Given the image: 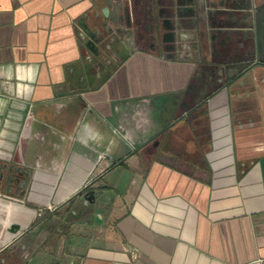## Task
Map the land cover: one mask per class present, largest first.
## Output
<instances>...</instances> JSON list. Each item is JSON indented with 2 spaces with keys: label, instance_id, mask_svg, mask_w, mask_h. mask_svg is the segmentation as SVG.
Masks as SVG:
<instances>
[{
  "label": "crops",
  "instance_id": "crops-1",
  "mask_svg": "<svg viewBox=\"0 0 264 264\" xmlns=\"http://www.w3.org/2000/svg\"><path fill=\"white\" fill-rule=\"evenodd\" d=\"M0 264H264V0H0Z\"/></svg>",
  "mask_w": 264,
  "mask_h": 264
}]
</instances>
